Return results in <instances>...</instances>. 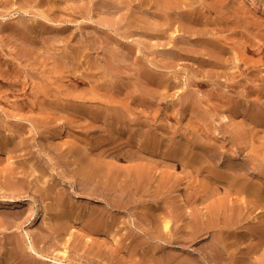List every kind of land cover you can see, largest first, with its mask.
I'll use <instances>...</instances> for the list:
<instances>
[{
    "label": "rangeland",
    "instance_id": "1",
    "mask_svg": "<svg viewBox=\"0 0 264 264\" xmlns=\"http://www.w3.org/2000/svg\"><path fill=\"white\" fill-rule=\"evenodd\" d=\"M9 1H10V5L7 7H4L0 4V11H4V13L6 12L5 13L6 19H4L3 17L0 16V27L5 25V26H3L4 27L3 32L1 30V29H3V27L0 28V61H1L0 63L2 66V70L0 68V139L3 138V136H4L3 141H5L6 133L7 134L10 133L9 130H10V128H12L14 126V124L15 125H23V121H24V123L27 124V125L25 124L26 128L28 126H30L27 129L28 130L27 133H29V134L26 133L25 137L19 138L22 141H25V140L27 141L26 142L27 146H25L26 148H21V149L17 148L16 150L12 149L11 152L12 153L14 152L16 154H14V153L12 154L9 150L6 153L3 152L2 155L4 157L0 160V169H1V167H2V169L6 168V166L8 167V165L11 168L18 166V167H15L16 168L15 171L19 174L18 179L17 178L16 179H17V181L19 180L18 182L20 184L22 183V187H23V185L25 187V188L23 187V191L20 193V194H23V195H21L22 199L20 198L21 199L20 204H22L21 207L24 208L23 209L24 211H23V213H21V215L19 214L18 216L16 215V213H17L18 207H20V206H16V204H15L17 198L12 197L11 196L12 193H10L9 191L7 192L8 195H7V193H5L6 192L5 190H3L2 192L0 191V225L5 223V222L7 223L8 221H11V220L20 225V227H17V228L13 227L14 229L13 228L11 229L12 233L13 232L15 233V235L13 233V238H14L13 240L14 241H16L17 239L19 240L21 237L20 240L22 243V240L26 235H27L26 237L28 239V232H29L32 235V237H34L33 238L34 243L40 249H42L44 251L48 250L49 247L52 249V250L51 249H49V250H51L53 252V255L57 252L59 253V251H68L67 252L68 257L63 258V259H65V262H67L70 259L74 262L82 263V264H131L132 263L133 259H130V258H133L132 257L133 255L130 254L128 248L124 247L125 249L124 248L122 249L119 246H117L118 247V249H117L116 248V245H117L116 241L115 240L111 241L114 239L113 236L111 237L112 239L109 237L110 239L108 238V239L104 240V237H101V238H98V236L95 237V235H93L91 233H87L88 230L86 228L85 229L81 228L82 227L81 225H83V223H81V222L79 223V221H78L79 215H82L83 212H86V211H82L81 207L83 206V204L87 205L89 207L91 205V203L93 202V200H94V202H99V201L96 198H93V197L90 198L91 196L89 195L88 191L86 190L88 188L87 185L84 184L82 177H80L79 174L77 175L78 172H76V170H77L76 167L78 166L79 163L78 164H72V166L70 167V169H71L70 172H65L64 170H61V168L59 167V164H58V162H60V164H63V163H61V160H59V157H60L59 152L60 151L58 149H52V150H50L52 152H49L51 155L47 154L45 152V150L43 151L44 139L42 138V136H46L47 140H48V138L53 139L55 137V134L57 133L56 131L59 130L60 125L66 124L68 126L67 135H69L70 137L66 135L67 137L65 136L63 140L65 142H67L69 139H70V141H74L76 134H82L83 133V135H80V138L78 141L79 145H78V143L76 144L78 146L77 150H79V151H81L82 149L87 150L88 147L85 145L84 146L82 145V142L84 144L85 139H89L94 133L99 134V132H100V134H102V135L107 134V133H105V129L103 128L105 126V125H103V124H105L104 123L105 120L103 121L101 117H100V120L98 118L92 119V116H91L92 114L89 113V111H90L89 109H91V110H93V108L99 109L98 105H100V104L102 106L103 105L105 106L106 105L105 102L106 101L108 102L112 98L113 93H114L117 86H118L117 88L119 89V80L120 79L122 80V78H124V81L128 82V83H126L127 86L124 85L127 88L124 87L125 89L122 91L123 94L121 93L122 95L120 94L118 96L119 99H121V101L123 100L122 102H124V103L127 102V104H128L130 102L133 103V97L137 96L136 99H138L140 101H135L134 103H136L138 105L135 104L136 105L135 106L133 103V107L134 108L136 107L135 110L138 111V113L140 112L139 114H142V112L145 111L143 109L144 108L146 109L145 106H147L145 104V102H143L142 97H144L143 95H145V92L147 93V89H150V88H146L148 84L145 85V80L147 79V75L143 74V72L140 70L142 68V65L143 64L145 65L146 63H147V65H150V66L152 65L154 67V69L156 70V75L152 74L154 76V77H152L153 78L152 80L154 81V82L152 81V84H151L152 87L149 86V87H151L150 92H151L152 98L155 102V103H153L154 104L152 107L153 108L152 109L153 114H151L153 117L151 116V118L154 122V125H155V123H159V124H156L157 126L155 125L157 130H158V132H157V134L159 136L158 138H160V136H161V140L158 139L157 144L158 143L162 144V145L159 144L160 146H162L161 147L162 149L160 148L161 150H159V151L157 150L155 152L156 155L154 154V157H153L155 159H153L152 162H150L148 160V164H150V165L154 164V166H158V167H156L158 170L155 169V171H158L159 174H157L158 176L155 175L156 176V177H154L155 180L153 179L154 182L152 181V183H154L152 188H153V191H155V192L153 193L152 198L148 202L140 203L141 205L139 204V205L135 206L136 208L133 210H131V208H130V210L127 209L128 211L127 210H124V211L113 210L116 212V213L115 212L114 213L117 214V216L120 215L121 218H124L123 215H126L124 220L120 218V220H122V222H120L122 227L120 225L119 229L122 228L124 230H121L120 231L121 233L120 232L118 233V234H120V235H118V237H121L122 234H126L129 230L130 226H132V225H135L137 227L136 230L138 232H140V234H142V235L149 233V231L153 232V229L150 228V225H149L150 222L147 223L146 220H143V218H142L143 213H141V212H144L146 210H149L150 208L152 211L157 210L156 213L159 215L163 214V216L165 215V216H168V218H172L173 220H175V222L172 220V229H173L172 232H173V234L175 231H176V233H178L177 231L180 230V229L178 230V228H180L181 224H183V220H182V222H180L181 219L177 218V221H176V218L172 217L173 212L177 211V209H178V211L179 210L181 211L183 209V214H184V207H185V211L187 210L189 213H191V211L193 209H198L200 207H202V208L206 207V205L209 202H214L215 200H219V199L223 200L225 196H226L225 201L227 200V202L231 201L229 199H232L233 202L231 201V202H229V204L237 202L233 205H236L238 207L240 206L239 204H243V205L246 204L248 206L250 205V207H248L249 209L246 208L247 217L245 215V219L243 220V223L240 224L238 227H236V231L238 233H239V231L245 230L249 224H252L256 221V220H252L254 218H252V219L250 218L252 216L251 213L253 214L257 210L255 207V210L253 211V209H254L253 202H252L253 199L249 198L250 200H248V202H245V204H244V202L242 201V200H244V198H242L243 196H240L242 198L241 199L239 197V195L234 193V191L232 190L233 188H231V189L228 187L226 188L225 185H221L222 187L220 189L216 190L215 193H212L213 195L215 194L216 196H217V194L221 193L220 196H217V199H216L215 195L210 198V196H212V194H210L208 196V198L200 199L198 202L195 203L194 202L195 199L194 198L190 199V196L187 195V194H189V192L187 190V184L190 182H195V180L198 179L199 177H203V178L198 179V182H200V180L204 181V174L201 173L200 174L201 176H200L196 172H193L196 174L192 173L194 175L192 177V174L189 173L188 169L187 170L185 169V165H184L183 160H181L180 158H178L179 160L177 158L174 159V158L170 157V155H163V154L166 151V149L171 147L170 145L172 142H174V140H177L180 138L179 135L181 133L184 134V131L187 132L188 137L190 139H193V140L195 139V141H196V138L194 137V134L192 132H195L194 130L198 126L199 127H198V130H196L197 133H195V136L197 137V136L201 135V137H202L201 141L202 142H206V140L209 141L210 137L213 138L214 134H211L210 131L206 128L207 125L205 124V122L212 124L213 127L215 125H221L222 124L221 122H223L221 119L222 115H223L222 114L223 112L221 111V109L220 110L218 109L219 111L218 110L213 111L214 107L216 105L214 94H216V92L219 90L218 86H216V85H218V81H220V82L223 81V83L225 85L228 84L227 83L228 81L231 84L237 82V83H239L240 87L247 86L246 90H248L249 87L253 88V86L254 87L256 86L255 87L256 91H254L252 93L253 95L251 94L247 97L246 102L248 105L245 102L246 105L244 104L243 109L247 110L249 105H250L249 107L252 108L253 106H251V105H254L258 101L260 102V100H261L262 104L261 103L260 104L262 105V110H260V112L264 113V92H263L264 91V12L261 10V8L250 7L248 0H179V1L176 0L179 3H177L175 0H173L172 2L170 0H160L161 3L159 0H158V2H157V0H28V1L27 0H9ZM167 1H169V2H167ZM167 3H169V4H167ZM170 3H173V4H170ZM169 6H170V8H168ZM171 6H173V7L171 8ZM18 7H24L26 10H30V11L28 13L24 12V11L21 13V12H18V10H19ZM53 7H55V8H53ZM161 7L163 8V10ZM7 9L8 10L12 9L11 11L14 14L10 13L11 11L7 12L8 11ZM15 10H17V11H15ZM159 10L162 13H160ZM158 12L160 15L158 14ZM165 14H167V16L168 15L171 16L170 18H172L171 19L172 23L168 24V26H166L163 23L164 17H167ZM189 14L192 15V17L195 18V20L193 18H189L187 16ZM161 16L163 18H161ZM146 18L149 20H147ZM187 19L191 22L188 23ZM198 19H200L199 22H198ZM13 20L15 22L19 21L21 23V25H24V27L27 28L28 31L26 30V33H25L26 35L14 33L10 29L7 30L8 24L10 22H13ZM186 20H187V22H186ZM129 22H131V23H129ZM187 23H188V26H187ZM207 23H210L208 29H206V27H205ZM163 27H164V30L162 29ZM149 28L151 30H149ZM149 31H151V32L155 31L157 33L154 32V35H153V34L149 33ZM145 32L147 33V35ZM162 32H164V33H162ZM148 33L151 37L148 35ZM165 33H166V35H164ZM158 34L161 38L158 36ZM218 39L225 41L228 43V45H230L231 50H230L229 54L225 57H229V55H230L229 62H230V60H231V62L229 63L230 64L229 67H234V68L236 67L235 71H237V72H235L236 73L235 78H237V79H235L236 81L234 80L235 82L230 77V74H231V73H229L230 71L229 72L227 71V70H229V68L224 69V70L222 68L217 69V67L215 65H212V63H210L213 60H216L218 58L219 52L217 49H214L215 47L210 45L209 43L211 42V40L217 41ZM244 44L250 45L251 48L253 49V50L250 49L251 51L248 53V57H247L248 59L246 62H244V60H242L243 56H242V52L240 50V45H244ZM26 46L29 47L31 50L29 48L25 49V48H27ZM127 49H128V51H127ZM129 49L131 50V52ZM133 49H134V51L135 50L136 51L133 52L132 51ZM22 51H23V53H22ZM29 51L30 52L33 51V52L30 53ZM27 52H28V55H26ZM112 52H117V53L112 54ZM186 52H188L190 54V56L188 54L189 57L187 56ZM115 54H118L117 55L118 57ZM184 54H186L187 57H185ZM12 55H14V56H12ZM111 56L113 57V59ZM117 58H120V59L118 60ZM7 59H8V62H7ZM107 59H109V60H107ZM137 59H139V60H137ZM235 59H237V62L234 61ZM18 60H19V63H18ZM210 60H212V61H210ZM241 60L244 64L242 62H240ZM3 61H5V62H3ZM110 61H111V64H110ZM6 62H7V64H6ZM9 62H10V65L8 66ZM11 62H12V64H11ZM33 62H34V65H33ZM96 63L97 64L102 63V64H100L101 66H110L113 69V71H112V69H110L111 72L107 76V75H105V73L102 70H99V69H97V67H95ZM140 63H141V67H140ZM236 63L240 64L239 68H238ZM26 64L30 65L31 67L30 66L28 67ZM234 64H235V66H234ZM16 66H18L17 68H19V69H17ZM246 66H247V68L245 69L244 67H246ZM4 68L5 69L7 68L6 71ZM219 69H221V71H219ZM139 70H140V72H139ZM230 70L234 71L233 69H230ZM15 71L19 72L18 76H20V77H17V76L15 77L14 74H10V73L15 72ZM24 71H25V73H24ZM241 72H242V74H240ZM42 73H45V74H42ZM49 73H51V75ZM140 73L143 76H140L141 75ZM4 74L8 75V76H5ZM25 74H27L29 76L31 75V78L29 79V77ZM204 74H206V76ZM207 74H209L210 76L208 75L209 77H207ZM259 74H260V76H259ZM22 75H25V76H22ZM222 75H224V76L222 77ZM228 75H229V77H228ZM1 76L2 77L4 76L5 78L4 77L2 78ZM51 76H52V78H50ZM55 76H56V79H55ZM163 76L166 77L165 79L167 80V82L160 84L159 80ZM216 76H218V77L221 76L222 77V78L220 77L221 80L218 79V81H217ZM199 77H201V78L199 79ZM203 77H204V80H202ZM213 77H215L214 81H213ZM224 77H225V79H223ZM249 77H251V78H249ZM33 78L35 80H33ZM77 78L80 80L84 78V80L78 81ZM194 78H196V79H194ZM206 78L210 82H208ZM2 79H4V80L6 79V80L4 81ZM8 79H9V81H7ZM16 79H18L19 80L18 82L20 83V85L17 86L18 88L15 87V85L13 84V83L17 82ZM48 79H50V80L52 79V81H50ZM127 79L130 81H127ZM197 79L202 81V82L205 81V79H206L205 84H200V81L198 82ZM251 79H252V82H251ZM21 80L24 82H22ZM141 80H143V81H141ZM195 80H197L196 82H198V83H196ZM225 80H227V82ZM29 81H32V82H29ZM37 81H40V82H37ZM42 82H44V83H42ZM247 82H248V85H246ZM29 83L30 84L32 83V84L30 85ZM132 83H133V85H132ZM191 83H193V85H190ZM53 84H54V86H53ZM44 85L45 86L50 85L49 87H47L49 89V91L51 92L49 95L50 97H48L47 95H44L43 93H40L36 99L35 98L36 93L34 90H36L37 87H39V86L44 87ZM32 86H33V88H32ZM5 87H7V89ZM24 87H26V88H24ZM164 88L167 91L163 90ZM132 89H133V91H132ZM155 89H156V91H155ZM20 90H24L23 91L24 93ZM55 90H57V91H55ZM185 90H187V91H185ZM234 90H230L231 95L237 94V92H235L236 90L235 91ZM241 90H242V92L243 91L246 92L245 88H241ZM261 90H263V91H261ZM19 91H20V93H19ZM191 91H193V93ZM257 91H259V92H257ZM28 92L30 95L28 94ZM31 92L32 93L34 92L33 98H32ZM55 92H57V94ZM153 92H155V93H153ZM17 93H18V95H17ZM99 93H101L102 95L101 94L99 95ZM24 94L26 96H24ZM193 94H195L196 97H198L199 99L203 100L202 105L204 107V110H208L209 108L210 109L212 108L211 110L213 111V113H215V114H213L212 112H210L209 114H206L205 115V118H206L205 122H203L204 120H200L198 118V116H196V115L193 116L190 111L183 108V106L184 107L186 106V102H185L186 99L188 100L189 96L194 97L195 95H193ZM2 95L6 96V97H4ZM98 95H99V97H98ZM110 95H112V96H110ZM8 96H10V97H8ZM39 96L42 100L39 98ZM95 96H96V98H95ZM212 96H213V98H212ZM23 97H25V98H23ZM128 98H129V100H128ZM11 99H13V100H11ZM53 99H54V101H53ZM96 99H98L100 101L99 104L96 101ZM19 100H21V101H19ZM39 100H41V101H39ZM44 100H47L48 102L53 101L54 105H49V107H48V105H46V103H47L46 101H45L46 106L41 105L42 104L41 102H44ZM141 101H142L143 105H142ZM17 102L18 103L22 102L21 104L19 103L21 105L22 109L17 107L19 105V104H17ZM38 102H40V103H38ZM85 102H87V103H85ZM80 103H82L83 105L82 104L80 105ZM84 103H85V105H84ZM213 103H214V105H213ZM29 104L30 105L32 104L33 107H29ZM62 104L66 107H64ZM139 104H140L141 108L138 107ZM59 105H62V106L58 107ZM86 105H88L87 108H85ZM210 105H212V106H210ZM14 106H16V107H14ZM52 106L54 107V109H52L53 108ZM67 106L71 107V110ZM205 106H207V107L205 108ZM16 108H17V110H16ZM25 108H26V110H25ZM55 108L58 109L57 112L59 110H60V112L57 113ZM138 108H140V109H138ZM40 109H42V110H40ZM64 109H65V113H64ZM75 109H76V112H75ZM79 110H82V111L84 110V111L82 113V111H79ZM85 110H87V111H85ZM158 111L161 113V115ZM13 112H14V114H13ZM79 112H81L80 114L83 117L79 116L80 115ZM85 112H87V113H85ZM164 112H166V113L164 114ZM35 113L36 114L38 113V114L35 115ZM51 113H52V117L50 115ZM74 114H75V116H73ZM83 114H85V115H83ZM87 114H89V115H87ZM228 114H230V113H228ZM77 115L79 116L78 118H77ZM84 116H85V119H84ZM90 116H91V118H90ZM159 116H162V117H159ZM72 117H73V119H72ZM86 117L88 118V120ZM195 117H197V118H195ZM235 117H234V115H232V118H234V121H235L234 126H237L235 128H236V130L238 129L239 133H240L241 129L243 130V128H241V127H244V128L247 127V129H246L247 131H249L250 129L251 130L253 129V131L255 130L256 126H253L255 124L252 123L249 118L244 119L243 115L242 116L236 115ZM46 118L50 120V123H49L50 125L47 126L46 128H48V127H49L48 129L51 128L50 130L52 132L54 130V133L51 132L49 136L47 135V132L46 133L44 132L45 127L40 125V124H43L44 121H47ZM79 118H81L82 121ZM159 118L161 120H159ZM64 119H66L65 120L66 123H65ZM35 120H37V121H35ZM75 120H80V121L76 122ZM89 120H90V122H89ZM91 120H93V122ZM83 121H85V122H83ZM213 121H214V123H213ZM75 122H76V125H75ZM79 122H82L84 124H82V123L80 124ZM95 122H97V123H95ZM99 122L100 123L102 122V124H100ZM20 123H22V124H20ZM90 123L93 126H91ZM96 124L98 126H95ZM191 124H193V125H191ZM69 125H72V126L69 127ZM87 125H88V127H85ZM100 125H101V127H100ZM163 125H165L166 127ZM160 126H162V127H160ZM40 127L41 128L44 127V128H42V130H41ZM83 127L85 128V130ZM169 127L171 129H168ZM230 127H233V126H230ZM249 127H250V129H249ZM52 128H54V129L52 130ZM161 128L163 131L161 130ZM70 129H72V131ZM99 130H103V131H99ZM170 130H172V131L170 132ZM182 130H184V131H182ZM219 130L221 131V133H220L221 135L219 134V136H221V138L220 137H218V138L216 137V138L218 139V141L220 139L221 140L223 139L224 141H226L225 145H226V149L229 153L228 155L233 154L236 158L239 157L238 159H240V157H241V159H243V157L246 158V155H245L246 152L242 151L244 148L240 147L241 146L240 142L242 141L241 140L242 135L240 134V136L235 135L237 137H235V136L232 137L233 135H231L229 132L227 133V131H223L220 128H219ZM262 130L263 129L260 128V131H262ZM200 131H202V132H200ZM230 131H231V129H230ZM102 132H104V133H102ZM32 133L34 134V136ZM160 133L161 134L163 133L162 135L163 136L166 135V136L163 137ZM165 133H168V134H165ZM235 133L237 134L238 132L236 131ZM260 133H262V134H258V135H263L264 130ZM249 134H251V136H252L253 132L249 131ZM174 135L175 136L178 135V137L174 138V140H173V137H175ZM35 136H37L39 139ZM73 136H74V138H71ZM28 137H29V139H28ZM67 138H68V140H67ZM252 139H253V136H252ZM256 140H257V144H259V145L262 144V146H264V142H263L264 138L261 139L259 137L258 138L256 137ZM1 141H2V139H1ZM248 141H249V139H248ZM31 142H32V144L35 143L32 145V147H31ZM249 142H248V145L251 146ZM28 145H30V147ZM76 145H74V146H76ZM80 147H82L81 150H80ZM253 147L255 148V146H253ZM56 150H58V151L56 152ZM20 151H22V153H23L22 155H21ZM27 151H28V153H27ZM32 151H34V152H32ZM262 151L264 152V148L262 149ZM8 152H10V153H8ZM66 152H67V149H66ZM160 152L161 153L163 152L162 155ZM39 153H40V155H37ZM45 153H46V155H45ZM32 154H34V156ZM66 154H67V156H69L70 152L66 153ZM49 156H50V158H49ZM51 156H52V159H51ZM92 156H94V155L92 154ZM162 156L164 157V159ZM165 156L168 158H166ZM10 158H13V159H11V162H10ZM20 158H21V160H19ZM22 158L24 160H22ZM44 158L46 159V160H44L45 163H42ZM26 159H29L31 162L26 160ZM40 159H42V160L38 161ZM73 159H75V158L73 157ZM12 160H14V162ZM57 160H59V161H57ZM154 160L155 161L158 160V161L155 162ZM161 160H162V162H161ZM32 161H35V163L39 164V165H42V164L46 165L47 164V166L45 168H48V169H46V171L49 170L48 173L52 174L51 175L52 178L55 177L54 179L56 180V182H58V183L63 182L64 183L63 185H67L65 187H66V189L68 188L67 191L70 194L68 192L67 193L70 195L69 196L70 198H72V196H73L74 201H76L75 204L78 201L77 198L78 199L80 198L78 203H77L76 209H75L76 210L75 214L73 217L69 218L70 220L64 221V219H65L64 217H61L59 214L54 212L53 208H56L58 206V202L56 199L52 200L51 202L47 201L48 203H45L43 198L40 196V194H38L39 192H37V191L35 192V190H36L35 186H32V184L34 182H35L34 184L36 185V180H35L34 176H31V175L29 177H26L25 175L22 176L23 174L21 173V171L22 172L25 171L28 173L31 170L32 166L35 164ZM56 161H57V163H56ZM121 161L119 163L127 166L128 160H126L127 163L125 161L123 162V160H121ZM142 161L144 164L147 161V159L146 160L143 159ZM18 162L20 163V165H16V164H18ZM50 162H52V164L54 163L53 166L51 167L52 169L50 168V166H48V164L51 165ZM31 163H33V165ZM133 163H135V162H133ZM145 164H147V163H145ZM26 165H27V167H26ZM128 165H131V162H129ZM219 165H220V167L224 166V164H222V163L221 164L219 163ZM43 167H44V165H43ZM3 170H5V169H3ZM159 170H161L160 171L161 173L159 172ZM53 171H54V173H53ZM165 172H166V174H165ZM74 173H76V174H74ZM167 173L169 176L172 173V176L170 178H173V179L169 178L170 179L169 185H171V186H167V188H166L167 190L165 189V191H163V190L160 191L158 185H159L161 176L162 175L167 176V178H168L169 176L167 175ZM34 174L39 175V172H37V173L35 172ZM190 174H191V176H189ZM62 175H64V176H62ZM184 175L186 176V178L184 177ZM64 177H65V179H64ZM78 178L80 180H78ZM158 178H159V182H158ZM21 180H22V182H20ZM23 180H25V181H23ZM27 181H28V183H27ZM79 183H81V184H79ZM82 184H84L85 186ZM40 185H44V183H40ZM183 185H185V186H183ZM31 187H32V189H31ZM180 191L182 192V194L185 195V200H186L185 202H184V200H181V198H180ZM186 191H187V193H186ZM85 192H87V193H85ZM81 193H83V194H81ZM4 194H6V196H8V198L5 197ZM86 194H88V195H86ZM154 195L157 197H155ZM184 195H183V197H184ZM231 196H233L234 199L230 198ZM236 196L238 197V199L236 198ZM218 197H219V199H218ZM84 198H86V199H84ZM214 198H215V200L213 201ZM235 199H236V201H235ZM84 200H86V201L90 200V201L86 202ZM203 200H204V202H203ZM249 201L251 204L249 203ZM176 202H178V203H176ZM241 202H243V203H241ZM99 203L100 204L103 203L102 207H101V209L103 211H105V210L107 211V209L109 210V208L111 210V207H106L107 202L105 200H101ZM149 203H151L152 205ZM203 203H204V205H202ZM251 205H252V207H251ZM149 206H150V208H149ZM155 206H158V207H155ZM165 206H166V208L167 207L168 208L165 209ZM187 206H189L190 208ZM78 207H79V209H78ZM145 207H147V208H145ZM153 207H155V208H153ZM161 207H162V209H161ZM45 208H48V209H45ZM132 208H134V206ZM136 209L137 210L140 209V210L136 211ZM160 209H161L162 213H161ZM163 209H164V212H163ZM174 209H176V210H174ZM203 209L207 210V208H203ZM15 210H16V212H15ZM8 211H9V213H8ZM168 211H169V213H168ZM187 211L185 214L188 217L189 213ZM117 212H119V213L121 212L122 214H118ZM124 212L126 214H124ZM247 212H249L248 213V214H250L249 216H248ZM36 213L38 214L37 216H36ZM55 213L57 215H55ZM151 213L153 214V212H151ZM4 214H6V215H4ZM76 214L77 215L79 214V215L77 216ZM9 215H11L12 217ZM75 215L78 217V219ZM7 217H9V218H7ZM190 217H192L191 214H190L189 218ZM18 218H19V220H18ZM51 220H53V221L51 222V225H50L49 221H51ZM129 220H131L132 222H130ZM18 221H19V223H18ZM63 221H64V224H63ZM135 222H136V224H134ZM127 223H128V225H127ZM145 223H147L148 227L145 226ZM56 224H57V226H56ZM62 224L65 225L66 227L63 226ZM78 224H80V225H78ZM142 224L144 225V229H143ZM245 224H247V225L244 226ZM125 225H127V226H125ZM177 225H178V228H177ZM53 227H54V229H53ZM55 227H58V229L56 230ZM124 227H126V228H124ZM50 228H52V229H50ZM147 228H149L148 231H147ZM125 230H127V231L124 233L123 231H125ZM0 231H1L0 232V257L2 258V259L1 258L0 259L3 260L6 256L7 250L12 247L13 243H11V240L9 241V238H8L7 234L5 235V232H3L1 229H0ZM72 232H74V235ZM116 232L117 231H114L113 233H116ZM24 233H26V234H24ZM251 233L252 234H250V235L248 234V240H249L248 244H249V246H251V254L253 256V260H256L261 255L264 254V242H263V246L260 248L258 239L256 237L257 234H255L256 232H251ZM212 234L210 233V235L208 237L203 236L204 238L201 237L198 239L199 240L198 242L194 243V246H195L194 248H196V250L194 251L195 253H198L199 255H203L201 253V251H204V253H207L206 250H203V247L205 244L204 242L207 241V238L210 239L213 236ZM123 236L124 235H122V237ZM36 237H38V238H36ZM131 239H132V237H131ZM131 239H128L125 242L126 244L128 241L130 243L133 242L132 244H130V245H132L131 248L134 247V249H139V248L143 247V244H140L141 239H139V240H133L132 239V241H131ZM106 240H108L109 242H107ZM6 242H7V244H6ZM8 243H10V245L11 244L12 245L9 246ZM257 243H258V245H257ZM136 244H138V245H136ZM174 245H175V247H173ZM198 245H200V246H198ZM169 246H170V248H172V249H170L171 251L175 252L174 250H177V251H179V253L184 255V249H183L184 246L183 245H178L177 243L173 242ZM196 246L198 247V249ZM192 247H193V245H192ZM199 247H201V249ZM95 248H96V252H95ZM181 248L183 250H181ZM253 248H255L256 250H254ZM98 249H101V251L100 250L98 251ZM120 249H122V250H120ZM239 250H241V248H239ZM126 251H128V252H126ZM177 251L175 253H177ZM242 251L243 250H241V253H242ZM255 255H256V257H255ZM57 256H59V255H57ZM104 256H106V257H104ZM61 257L62 256H60L59 258H61ZM236 259H238V260H236V262L238 261V263H239V255H237ZM148 264H150V263H148Z\"/></svg>",
    "mask_w": 264,
    "mask_h": 264
},
{
    "label": "bare ground",
    "instance_id": "2",
    "mask_svg": "<svg viewBox=\"0 0 264 264\" xmlns=\"http://www.w3.org/2000/svg\"><path fill=\"white\" fill-rule=\"evenodd\" d=\"M28 1V0H27ZM160 1V0H159ZM171 2L173 0H170ZM176 1V0H175ZM174 1V2H175ZM179 1V0H178ZM249 1V4H250V7L252 8H261V10L264 12V0H248ZM158 2V0H157ZM169 2V1H167ZM177 2V1H176ZM27 3V2H26ZM56 3V2H55ZM161 3V1H160ZM159 3V4H160ZM179 3V2H177ZM0 4L4 7H7L10 5V1L9 0H0ZM169 4V3H167ZM170 4H173V3H170ZM53 5V4H52ZM59 5V4H58ZM160 6V5H159ZM174 6V5H173ZM171 6V8L173 7ZM164 7V6H163ZM55 8V7H53ZM59 8V7H58ZM162 8V7H161ZM170 8V6L168 7ZM18 12H29L30 10H26L24 7H18ZM8 10V9H7ZM12 9L8 10L7 12L11 11ZM163 10V8H162ZM168 10V9H167ZM171 10V9H170ZM173 10V9H172ZM14 11V10H13ZM17 11V10H15ZM160 11V10H159ZM166 11V10H165ZM164 11V12H165ZM163 12V13H164ZM171 12V11H170ZM6 13V12H5ZM4 11H0V16L3 17L4 19H6L5 17V14ZM12 13V11L10 12ZM160 13H162L160 11ZM14 14V13H12ZM159 14V12H158ZM171 14V13H170ZM160 15V14H159ZM167 16V14H165ZM145 16V15H144ZM164 16V15H163ZM189 18H193L192 15H187ZM171 16H167V17H164V21L163 23L168 26V24L172 23L171 19L170 18ZM161 18H163L161 16ZM160 18V19H161ZM144 19V18H143ZM147 19V18H146ZM185 19V18H184ZM195 20V18H193ZM192 19V20H193ZM149 20V19H147ZM151 20V19H150ZM188 20V19H187ZM186 20V22H187ZM200 21V19H198V22ZM148 22V21H147ZM150 22V21H149ZM183 22V21H182ZM191 22L188 20V23ZM9 23V22H8ZM131 23V22H129ZM185 23V22H184ZM188 23H187V26H188ZM209 25L210 23H207L206 24V29L209 28ZM5 26V25H3ZM1 26V27H3ZM163 26V25H162ZM165 26V27H166ZM186 26V25H185ZM191 26V25H190ZM0 27V28H1ZM7 27V26H6ZM192 27V26H191ZM12 30L14 33H19L21 35H26V30L27 28L24 27V25H21V23L18 21V22H15L13 20V22H10L8 24V29L7 30ZM164 30V27L162 28ZM166 29V28H165ZM190 29V28H189ZM205 29V30H206ZM2 32L4 31V27L3 29H1ZM147 30V29H146ZM149 30H151L149 28ZM160 30V29H159ZM168 30V29H167ZM28 31V30H27ZM161 31V30H160ZM159 31V32H160ZM186 31V30H185ZM189 31V30H188ZM155 32V31H154ZM154 32H151L149 31V33L153 34L154 35ZM167 32V31H166ZM146 33V32H145ZM148 33V35H149ZM157 33V32H155ZM161 33V32H160ZM164 33V32H162ZM12 34V33H11ZM20 35V36H21ZM147 35V33H146ZM152 35V36H153ZM156 35V34H155ZM166 35V33L164 34ZM29 36V35H28ZM150 36V35H149ZM159 36V34H158ZM162 36V35H161ZM151 37V36H150ZM156 37V36H155ZM160 37V36H159ZM28 38V37H27ZM161 38V37H160ZM210 42V41H209ZM208 43V42H207ZM2 44V43H1ZM210 45L214 46L213 48L214 49H217L218 52H219V56L216 60H210L212 62V65H215L218 68H222L223 70L224 69H227L229 68V70H227L230 74V77L231 79H233V81L237 78L236 77V73L237 71H235L236 67H229V57H225L229 54L230 52V45H228L227 42L225 41H222L220 39H218L217 41H213L211 40V42L209 43ZM209 45V46H210ZM239 46V45H238ZM27 47V46H26ZM29 47L25 48V49H28ZM190 48V47H189ZM236 48V47H235ZM254 48V47H253ZM30 49V48H29ZM131 49V48H130ZM129 49V50H130ZM234 49V48H233ZM250 49L251 46L248 45V44H244V45H240V50L242 52V60H244V62L247 61V57H248V53L251 51ZM31 50V49H30ZM193 50V49H192ZM253 50V49H252ZM34 51V50H33ZM32 51V52H33ZM128 51V49H127ZM133 52L134 49L132 50ZM30 52V51H29ZM30 52V53H32ZM131 52V50H130ZM132 52V53H133ZM190 52V51H189ZM235 52V51H234ZM233 52V53H234ZM23 53V51H22ZM114 53H117V52H112V54ZM187 53V56H188V52ZM236 53V52H235ZM28 55V52L27 54ZM116 56L118 54H115ZM185 57L186 54H184ZM240 55V54H239ZM14 56V55H12ZM190 56V54H189ZM188 56V57H189ZM236 56V55H235ZM30 57V56H29ZM112 57V56H111ZM110 57V58H111ZM118 57V56H117ZM2 58V57H1ZM215 58V57H214ZM213 58V59H214ZM237 58V57H236ZM3 59V58H2ZM19 59V58H18ZM30 59V58H29ZM32 59V58H31ZM113 59V57H112ZM111 59V60H112ZM115 59V58H114ZM118 60L120 58H117ZM142 59V58H141ZM234 59V58H233ZM17 60V59H16ZM15 60V61H16ZM71 60V59H70ZM109 60V59H107ZM139 60V59H137ZM242 60L240 62H242ZM14 61V60H13ZM234 61L237 62V59H235ZM1 62V61H0ZM5 62V61H3ZM7 62H8V59H7ZM6 62V64H7ZM30 62V61H29ZM36 62V61H35ZM40 62V61H39ZM239 62V63H240ZM18 63H19V60H18ZM17 63V64H18ZM243 63V62H242ZM12 64V62H11ZM29 64V63H28ZM36 64V63H35ZM102 64V63H100ZM100 64H95V67H97V69L99 70H102L105 75L108 76V74L111 72L110 69H112L110 66H101ZM110 64H111V61H110ZM237 64V63H236ZM244 64V63H243ZM5 65V64H4ZM10 65V62L8 63V66ZM19 65V64H18ZM27 65V64H26ZM33 65H34V62H33ZM240 64H237L238 68L240 67L239 66ZM246 65V64H245ZM251 65V64H250ZM7 66V67H8ZM28 67L30 65H27ZM26 66V67H27ZM36 66V65H35ZM152 66V65H151ZM150 65H147V63L144 65H142V68L140 69L143 74L147 75V79L145 80V85H147L146 88H150L151 89V84H152V77H154L152 74H155L156 75V70L154 69V67L152 66L151 67ZM235 66V64H234ZM5 67V66H4ZM11 67V66H10ZM18 66H16L17 68ZM31 67V66H30ZM140 67H141V63H140ZM0 68L2 70V66H1V63H0ZM13 68V67H12ZM37 68V67H36ZM114 68V67H113ZM243 68V67H242ZM245 69L247 68L244 67ZM243 68V69H244ZM252 68V67H251ZM5 69V68H4ZM7 69V68H6ZM5 69V71H6ZM14 69V68H13ZM19 69V68H17ZM230 69H233L234 71H231ZM249 69V68H248ZM16 70V69H15ZM139 70V72H140ZM240 70V69H239ZM22 71V70H21ZM113 71V69H112ZM219 71H221V69H219ZM242 71V70H241ZM244 71V70H243ZM8 72V71H7ZM10 72V71H9ZM54 72V71H53ZM251 72V71H250ZM261 72V71H260ZM23 73V72H22ZM25 73V71H24ZM56 73V72H55ZM162 73V72H161ZM244 73V72H243ZM249 73V72H248ZM262 73V72H261ZM8 74V73H7ZM10 74H14V76L16 77H20L18 76L19 75V72L15 71V72H12ZM21 74V73H20ZM42 74H45V73H42ZM51 75V73H49ZM118 74V73H117ZM141 74V73H140ZM213 74V73H212ZM222 74V73H221ZM242 74V72L240 73ZM5 75V74H4ZM27 75V74H25ZM25 75H22V76H25ZM54 75V74H53ZM104 75V74H103ZM163 75V74H162ZM206 76V74H204ZM209 74H207V77ZM225 75V74H224ZM222 75V77L224 76ZM227 75V74H226ZM238 75V74H237ZM5 76H8V75H5ZM29 77V79L31 78V75H27ZM140 76H143L142 74ZM215 76V75H214ZM256 76V75H255ZM260 76V74H259ZM262 76V75H261ZM2 77V76H1ZM4 77V76H3ZM2 77V78H3ZM49 77V76H48ZM81 77V76H80ZM128 77V76H127ZM217 77V81L218 79L221 80L220 77L216 76ZM229 77V75H228ZM238 77V76H237ZM5 78V77H4ZM47 78V77H46ZM52 78V76L50 77ZM122 78V77H121ZM126 78V77H125ZM146 78V77H145ZM159 78V77H158ZM166 77H162L160 78L159 82L160 84H163L165 82H167V80L165 79ZM201 77H199L200 79ZM214 78L213 77V81H214ZM248 78V77H247ZM251 78V77H249ZM15 79V78H14ZM22 79V78H21ZM55 79H56V76H55ZM54 79V80H55ZM58 79V78H57ZM78 79V78H77ZM156 79V78H155ZM196 79V78H194ZM207 79V78H206ZM205 79V81H206ZM225 79V77L223 78ZM241 79V78H240ZM255 79V78H254ZM4 80V79H2ZM6 80V79H5ZM4 80V81H5ZM12 80V79H11ZM17 82L13 83L15 85V87L19 86L20 83L18 82L19 80L16 79ZM26 80V79H25ZM33 80H35L33 78ZM42 80V79H41ZM50 80V79H48ZM80 79H78L79 81ZM81 80H84L81 79ZM80 80V81H81ZM121 80V79H120ZM119 80V89L116 87L114 93H113V96L112 98L107 102H105V106L103 107L101 104L98 105V108L100 109H94L91 110L89 109V113L92 114V119L93 118H98L100 120V117L102 118V120L104 121L105 120V125L103 128L105 129V133L107 134H96L94 133L92 130V132L94 133L89 139H85L84 141V144L82 142V145L84 146H87V150H83L82 147H80V150H77L78 146L76 145L79 141V138H80V135H83L82 134H76L75 135V139L74 141H70V139L68 140L67 138V142H65L63 139L64 137L67 135V132H68V126L66 124H61L60 127H59V130H57L56 134H55V137L53 139H50L48 138L47 140V137L46 136H42V138L44 139V145H43V151L45 150V152L47 154H50L49 152H52L50 150L52 149H58L60 152H59V160H61V163L63 164H60V162H58L59 164V167L61 168V170H64L65 172H70V167L72 166V164H78V166L76 167L77 170L76 172L77 175L79 174L80 177H82L83 181H84V184L87 185V191L89 193V195L91 196L90 198H96L98 199V201L100 202L101 200H105L107 202L106 204V207H111V210L109 208V210L107 209V211H103L101 209L102 207V204H100L99 202H93L91 203V205L88 207L87 205H84L81 207L82 208V211H86V212H83L82 215H79V219H78V215L76 216L79 223H83V225H81L82 227L81 228H86L88 230L87 233H91L93 235L98 236V238H101V237H104V240L105 239H108L109 237L111 238L113 236V240L111 241H116L117 245H116V248L118 249L117 246H119L120 248H128L129 252L131 255H133L132 257L133 258H130V259H133L132 263L131 264H264V254L261 255L258 259L256 260H253V256L251 254V246H249L248 244V234H252L251 232H256L255 234L257 239H258V242H259V246L260 248L263 246V242H264V152L262 151V149L264 148V146H262V144H257V140H256V137L258 138H264V133L263 135H258V134H262L260 132H262L264 130V113L263 112H260V110H262V103H261V100L260 102H256L254 105H251L253 106L252 108H250L248 106V109L247 110H244L243 106L245 104V102L247 101V97L249 95H251L254 91H256L255 87L253 86V88H250L248 90H246V87L247 86H244V87H240L239 83H229V81L227 82V80H225L228 84L225 85L222 82L218 81V88L219 90L216 92V94H214V98H215V102H216V105L214 107V110L213 111H217L218 109L223 112L222 114V121L221 122L222 124L221 125H215L214 127L212 126V124H209V123H206L205 122V115L206 114H209L210 112L213 113V111L209 108L208 110H204V107L202 105V102L203 100L202 99H199L198 97H196L195 95L194 97L192 96H189L188 97V100L186 99V106L183 108L184 109H187L188 111L191 112V114L193 116H198V118L200 120H204L203 122H205V124L207 125V129L210 131L211 134H214L213 138L210 137V140H206V142H202L201 140V135L200 136H195V133L196 130H198V127L194 130L195 132H192L194 134V137L196 138V141L195 139H190L188 137V134L186 131H184V134L183 133H179V139L177 140H174V138H177V136L173 137V140L174 142L171 143V147L166 149V151L164 152L163 155H170V157L174 158V159H178L180 158L181 160L184 161V165H185V169L189 171V173H193V172H196L197 174H204V181L203 180H200V182H198V179L200 178H203V177H199L198 179L195 180V182H190L187 184V190L189 192V195L190 196V199L191 198H194V202H198L200 199H203V198H208V196L212 193H215L216 190L220 189L222 186L221 185H225V187L227 188H233L232 190L234 191V193H236L237 195L240 196H243L242 198H244V200H242L245 204V202H248V200H250L249 198L253 199V211L255 210V207L256 210L255 213H251V219L252 220H256L254 223L252 224H249L248 227H246V231L243 230V231H239V233L236 231V227H238L240 224L243 223V220L245 219V215H246V208L250 207V205H243V204H239L240 206H236V205H233L235 203H232V204H229V202L232 201V199H229L231 201L227 202V200L225 201V197L223 200H220L219 197L218 199L219 200H215V198L213 199L214 202H209L206 207H203V208H207V210L203 209L202 207L198 208V209H193L191 211V213H189L187 210V212L189 213L188 215L190 216V214L192 215V217L189 218V216L187 217L186 216V211H185V207H184V214H183V209L180 211H175L173 212L174 209L172 212H173V216L172 217H175L176 218V221H177V218L181 219L180 222H182L183 220V224H181V227L178 228V225H177V228L179 231H177L178 233H176V231L172 232V218H168V216H163V214H157V210L156 211H152L150 206H149V210H146L144 212H141L143 213V220H146L147 223H149L150 225V228L153 229V232H150L147 233V234H140V232H138L136 229L137 227L135 225H132L130 226L128 232L126 234H122L124 235L122 237H118V234L121 230H124V229H119L120 227V222H122V220H120L121 216H117V214H115L116 212L113 211V210H119V211H124V210H133L135 209L137 205H139L140 203H143V202H148L151 198H152V195L155 191H153V184L152 181L154 179V177H156L155 175L159 174L158 171H155V169H157L156 167L158 166H154V164L150 165L148 164V160L150 162L153 161V158L154 157V154L155 152L158 150H161L162 145L161 143H158L157 144V141L158 139L161 140V136L160 138H158V130L156 128V124H159V123H155L154 125V122L151 118V114H153V103L154 100L152 98V95H151V92H150V89H147V93L145 92V95H143L144 97H142L143 99V102H145V104L147 106L146 109L144 108L142 112V114H139L138 111L135 110V108L133 107V103L135 101H140L138 99H136V97L134 96L133 97V103L130 102L127 104L122 102L121 99H119V95L122 93V91L125 89L124 87H126V83L128 82H125L124 81V78H122V82ZM191 80V79H190ZM198 80V79H197ZM195 80V82L197 81ZM204 80V77L203 79ZM211 80V79H210ZM230 80V79H229ZM239 80V79H238ZM243 80V79H242ZM247 80V79H246ZM245 80V81H246ZM9 81V79L7 80ZM22 81V80H21ZM27 81V80H26ZM47 81V80H46ZM52 81V79L50 80ZM127 81H130L127 79ZM143 81V80H141ZM200 80H198L199 82ZM205 81H200V84H205ZM208 81V79H207ZM216 81V80H215ZM236 81V80H235ZM234 81V82H235ZM244 81V82H245ZM13 82V81H12ZM24 82V81H22ZM29 82H32V81H29ZM37 82H40V81H37ZM55 82V81H54ZM132 82V81H131ZM154 82V81H153ZM157 82V81H156ZM191 82V81H190ZM193 82V81H192ZM196 82V83H198ZM210 82V81H208ZM241 82V81H240ZM251 82H252V79H251ZM44 83V82H42ZM49 83V82H48ZM143 83V82H142ZM194 83V82H193ZM193 83H191L190 85H193ZM207 83V82H206ZM243 83V82H242ZM27 84V83H26ZM30 84V83H29ZM32 84V83H31ZM30 84V85H31ZM37 84V83H36ZM189 84V83H188ZM245 84V83H244ZM255 84V83H254ZM10 85V84H9ZM12 85V84H11ZM22 85V84H21ZM28 85V84H27ZM42 85V84H41ZM105 85V84H104ZM126 85V86H124ZM131 85V84H130ZM133 85V83H132ZM135 85V84H134ZM189 85V86H190ZM198 85V84H197ZM248 85V82L247 84ZM252 85V84H251ZM258 85V84H257ZM2 86V85H1ZM13 86V85H12ZM26 86V85H25ZM29 86V85H28ZM34 86V85H33ZM32 86V88H33ZM50 86V85H49ZM48 85H44V87L42 86H39L37 87L35 91L36 93V99L38 97V95L40 93H43L44 95H47L48 97H50V91L47 87H49ZM54 86V84H53ZM144 86V85H143ZM151 86V87H149ZM162 86V85H161ZM165 86V85H164ZM163 86V87H164ZM204 86V85H203ZM250 86V85H249ZM22 87V86H21ZM27 87V86H26ZM24 87V88H26ZM108 87V86H107ZM129 87V86H128ZM132 87V86H131ZM137 87V86H136ZM155 87V86H154ZM153 87V88H154ZM159 87V86H158ZM168 87V86H167ZM258 87V86H257ZM260 87V86H259ZM4 88V87H3ZM7 89V87H5ZM11 88V87H10ZM18 88V87H17ZM23 88V87H22ZM30 88V87H29ZM47 88V89H46ZM55 88V87H54ZM127 88V87H126ZM157 88V87H156ZM166 88V87H165ZM165 88L163 90H165ZM241 88H245V91L246 92H242ZM13 89V88H12ZM15 89V88H14ZM56 89V88H55ZM131 89V88H130ZM167 89V88H166ZM236 91H235V90ZM5 90V89H4ZM10 90V89H9ZM19 90V89H18ZM25 90V89H24ZM24 90H20V91H24ZM99 90V89H98ZM230 90H234L235 92H237L236 95H231V92ZM6 91V90H5ZM19 91V93H20ZM57 91V90H55ZM94 91V90H93ZM133 91V89H132ZM131 91V92H132ZM156 91V89H155ZM167 91V90H165ZM187 91V90H185ZM263 91V90H261ZM260 91V92H261ZM13 92V91H12ZM16 92V91H15ZM21 92V93H22ZM113 92V91H112ZM193 93V91H191ZM259 92V91H257ZM264 92V91H263ZM24 93V92H23ZM22 93V94H23ZM32 93V92H31ZM34 93V92H33ZM33 93H32V98H33ZM57 94V92H55ZM60 93V92H59ZM62 93V92H61ZM95 93V92H94ZM127 93V92H126ZM129 93V92H128ZM155 93V92H153ZM198 93V92H197ZM15 94V93H14ZM27 94V93H26ZM29 94V92H28ZM101 93H99L100 95ZM123 94V93H122ZM121 94V95H122ZM139 94V93H138ZM186 94V93H185ZM184 94V95H185ZM200 94V93H199ZM260 94V93H259ZM13 95V94H12ZM18 95V93H17ZM30 95V94H29ZM97 95V94H96ZM98 95V97H99ZM102 95V94H101ZM192 95V94H191ZM253 95V94H252ZM4 96V95H2ZM1 96V97H2ZM24 96H26L24 94ZM35 96V95H34ZM91 96V95H90ZM129 96V95H128ZM198 96V95H197ZM260 96V95H259ZM6 97V96H4ZM10 97V96H8ZM7 97V98H8ZM42 97V96H41ZM52 97V96H51ZM56 97V96H55ZM93 97V96H92ZM97 97V98H98ZM101 97V96H100ZM104 97V96H103ZM127 97V96H126ZM187 97V96H186ZM185 97V98H186ZM201 97V96H200ZM12 98V97H11ZM25 98V97H23ZM29 98V97H28ZM40 98V96H39ZM47 98V97H46ZM54 98V97H53ZM88 98V97H87ZM94 98V97H93ZM96 98V96H95ZM121 98V97H120ZM211 98V97H210ZM213 98V96H212ZM250 98V97H249ZM22 99V98H21ZM41 99V98H40ZM52 99V98H51ZM103 99V98H102ZM13 100V99H11ZM42 100V99H41ZM39 100V101H41ZM61 100V99H60ZM101 100V99H100ZM104 100V99H103ZM129 100V98H128ZM214 100V99H213ZM253 100V99H252ZM16 101V100H15ZM21 101V100H19ZM47 103H46V102ZM54 101V99H53ZM48 102L47 100H44V102H41L42 104L41 105H54V102ZM96 101L98 102L99 104V100L96 99ZM250 101V100H249ZM28 102V101H27ZM104 102V101H103ZM129 102V101H128ZM209 102V101H208ZM213 102V101H212ZM214 102V103H215ZM15 103V102H14ZM20 103V102H19ZM17 102V104H19ZM22 103V102H21ZM20 103V104H21ZM40 103V102H38ZM59 103V102H58ZM87 103V102H85ZM84 103V105H85ZM92 103V102H91ZM132 103V104H131ZM140 103V102H139ZM142 103V101H141ZM207 103V102H206ZM205 103V104H206ZM213 103V105H214ZM261 103V104H260ZM16 104V105H17ZM18 105L17 107L18 108H21V105ZM28 104V103H27ZM82 103H80L81 105ZM95 104V103H94ZM136 103H134L135 105ZM208 104V103H207ZM247 104V102H246ZM245 104V105H246ZM251 104V103H250ZM253 104V103H252ZM23 105V104H22ZM45 105V106H46ZM63 105V104H62ZM62 105H59L58 107L62 106ZM83 105V104H82ZM138 105V104H136ZM135 105V106H136ZM143 105V103H142ZM209 105V104H208ZM248 105V104H247ZM28 106V105H27ZM64 106V105H63ZM71 106V105H70ZM212 106V105H210ZM16 107V106H14ZM29 107H33L32 104L30 105L29 104ZM53 107V106H52ZM66 107V106H64ZM68 107V106H67ZM72 107V106H71ZM71 107H68L70 108L71 110ZM81 107V106H80ZM84 107V106H83ZM88 105H86L85 108H87ZM91 107V106H90ZM140 107V104L139 106ZM143 107V106H142ZM155 107V106H154ZM207 106H205L206 108ZM40 108V107H39ZM51 108V107H50ZM73 108V107H72ZM92 108V107H91ZM141 108V107H140ZM138 108V109H140ZM24 109V108H23ZM32 109V108H31ZM54 109V107L52 108ZM60 109V108H59ZM62 109V108H61ZM82 109V108H81ZM155 109V108H154ZM17 110V108H16ZM26 110V108H25ZM38 110V109H37ZM42 110V109H40ZM56 112L58 109H56ZM88 110V109H87ZM85 110V111H87ZM218 110V111H219ZM19 111V110H18ZM24 111V110H23ZM30 111V110H29ZM69 111V110H68ZM79 111H82V110H79ZM84 111V110H83ZM82 111V113H83ZM155 111V110H154ZM166 111V110H165ZM35 112V111H34ZM39 112V111H38ZM60 110L57 112L59 113ZM75 112H76V109H75ZM152 112V113H151ZM159 112V111H158ZM169 112V111H168ZM260 112V113H259ZM23 113V112H22ZM27 113V112H26ZM62 113V112H61ZM64 113H65V109H64ZM68 113V112H67ZM72 113V112H71ZM81 112H79L80 114ZM87 113V112H85ZM160 113V112H159ZM158 113V114H159ZM166 112H164L165 114ZM230 113V114H228ZM232 113V114H231ZM14 114V112H13ZM25 114V113H24ZM34 114V113H33ZM38 114V113H37ZM35 113V115H37ZM42 114V113H41ZM44 114V113H43ZM70 114V113H69ZM157 114V115H158ZM169 114V113H168ZM186 114V113H185ZM215 114V113H213ZM219 114V113H218ZM221 114V113H220ZM226 114V115H225ZM16 115V114H15ZM14 115V116H15ZM29 115V114H28ZM51 117H52V113L50 114ZM59 115V114H58ZM85 115V114H83ZM89 115V114H87ZM161 115V113H160ZM167 115V114H166ZM232 115H234V117L237 115V116H242L243 115V118L244 119H250V121L252 123H254L255 125L253 126H256L255 127V130L253 131V129L251 130L250 127H249V131L253 132L252 136H253V139H252V136L251 134H249V131H247V127L244 128V127H241L243 128V130L241 129L240 130V133L238 131V129L236 130L235 127L237 126H234L235 124V121H234V118H232ZM42 116V115H41ZM55 116V115H54ZM75 116V114L73 115ZM80 117H83L81 114L79 115ZM77 115V118L79 117ZM90 116V118H91ZM164 116V115H163ZM17 117V116H16ZM48 117V116H47ZM57 117V116H56ZM70 117V116H69ZM68 117V118H69ZM153 117V116H152ZM159 117H162V116H159ZM166 117V116H165ZM87 118V117H86ZM197 118V117H195ZM236 118V117H235ZM14 119V118H13ZM29 119V118H28ZM34 119V118H33ZM45 119V118H44ZM47 119V118H46ZM55 119V118H54ZM71 119V118H70ZM73 119V117H72ZM71 119V120H72ZM81 120V118H79ZM84 119H85V116H84ZM97 119V120H98ZM167 119V118H166ZM17 120V119H16ZM66 119H64L65 121ZM80 120H75L76 122L77 121H80ZM88 120V118H87ZM159 120H161L159 118ZM158 120V121H159ZM18 121V120H17ZM23 121V120H22ZM37 121V120H35ZM63 121V120H62ZM69 121V120H68ZM82 121V120H81ZM93 122V120H91ZM95 121V120H94ZM20 122V121H19ZM55 122V121H54ZM73 122V121H72ZM76 122H75V125H76ZM85 122V121H83ZM90 122V120H89ZM157 122V121H156ZM28 123V122H27ZM50 120L47 119V121H44L43 124H40L42 126L45 127L44 129V132L46 133L47 132V135L49 136L50 133L52 132L50 129L46 128L47 126H49L50 124ZM66 123V121H65ZM80 124L82 122H79ZM87 123V122H86ZM97 123V122H95ZM100 123V122H99ZM214 123V121H213ZM220 123V122H219ZM218 123V124H219ZM251 123V124H252ZM22 124V123H20ZM26 123H24L23 121V125H15L10 128L9 130V134L6 133V136H5V141H3V138L2 141L0 139V160L4 157L2 155L3 152H7L8 150L11 152V150H16L17 148H26L25 146L26 145V140L25 141H22L20 140L19 138H23L25 137L26 133L28 132V128L30 126H28L26 128ZM70 124V123H69ZM78 124V123H77ZM84 124V123H82ZM102 124V122L100 123ZM246 124V123H245ZM35 125V124H34ZM79 125V124H78ZM86 125V124H85ZM89 125V124H88ZM85 126V127H88ZM91 125V123H90ZM193 125V124H191ZM203 125V124H202ZM72 126V125H69V127ZM93 126V125H91ZM95 126H98L97 124ZM165 126V125H163ZM196 126V125H195ZM204 126V125H203ZM230 126H233V127H230ZM245 126V125H244ZM249 126V125H248ZM11 127V126H10ZM42 127V128H44ZM101 127V125H100ZM162 127V126H160ZM159 127V128H160ZM166 127V126H165ZM187 127V126H186ZM185 127V128H186ZM194 127V126H193ZM229 127V128H228ZM252 127V126H251ZM258 127V128H257ZM41 128V127H40ZM41 128V130H42ZM81 128V127H80ZM84 128V127H83ZM102 128V129H103ZM164 128V127H163ZM205 128V127H204ZM219 128L223 131H227V133L229 132L231 135H233L232 137H234L235 135L237 136H240V134L243 136H241V142H240V147H243L244 149L242 151L246 152V158L243 157V159H238L236 158L233 154H230L228 155V151L226 149V145H225V142L223 139L219 140L218 141V137L221 138V136H219V134L221 133V131L219 130ZM254 128V127H253ZM260 128L263 129L262 131H260ZM27 131H26V130ZM32 129V128H31ZM54 128H52L53 130ZM57 129V128H56ZM168 129H171L170 127ZM190 129V128H189ZM228 129V130H227ZM231 129V131H230ZM72 131V129H70ZM85 130V128H84ZM162 130V128H161ZM206 130V129H205ZM204 130V131H205ZM99 131H103V130H99ZM107 131V132H106ZM163 131V130H162ZM172 130H170L171 132ZM174 131V130H173ZM237 131L238 133L236 134L235 132ZM242 131V132H241ZM76 132V131H75ZM179 132V131H178ZM202 132V131H200ZM54 133V130L53 132ZM104 133V132H102ZM177 133V132H176ZM189 133V132H188ZM199 133V132H198ZM209 133V132H208ZM226 133V132H225ZM29 134V133H27ZM33 134V133H32ZM161 134V133H160ZM163 134V133H162ZM161 134V135H162ZM165 134H168V133H165ZM239 134V135H238ZM43 135V134H42ZM71 135V134H70ZM86 135V134H85ZM84 135V136H85ZM221 135V134H220ZM258 135V136H257ZM29 136V135H28ZM34 136V134H33ZM69 136V135H67ZM66 136V137H67ZM89 136V135H88ZM163 136V135H162ZM166 136V135H165ZM163 136V137H165ZM223 136V135H222ZM235 136V137H237ZM2 137V136H1ZM32 137V136H31ZM37 137V136H35ZM41 137V136H40ZM70 137V136H69ZM162 137V138H163ZM217 137V138H216ZM38 138V137H37ZM71 138H74L71 137ZM184 138V139H183ZM29 139V137H28ZM31 139V138H30ZM39 139V138H38ZM37 139V140H38ZM50 139V140H49ZM249 139V141H248ZM34 140V139H33ZM164 140V139H163ZM162 140V141H163ZM255 140V141H254ZM30 141V140H29ZM41 141V140H40ZM232 141V140H231ZM254 141V142H253ZM259 141V140H258ZM37 142V141H36ZM248 142L250 143V145L252 146H255V148L251 147L248 145ZM252 142V143H251ZM264 142V140H263ZM30 143V142H29ZM259 143V142H258ZM35 144V143H33ZM32 142H31V147H32ZM41 144V143H40ZM160 144V145H159ZM257 144V145H256ZM76 145V146H74ZM79 145V143H78ZM30 147V145H28ZM36 146V145H35ZM81 146V145H80ZM28 147V148H29ZM34 147V146H33ZM38 147V146H37ZM42 147V146H41ZM35 148V147H34ZM67 149V152H66V149ZM85 148V147H84ZM161 148V149H160ZM19 149V150H20ZM31 150V149H30ZM29 150V151H30ZM33 150V149H32ZM40 150V149H39ZM56 150V152L58 151ZM55 151V150H54ZM8 152V153H10ZM16 152V151H15ZM18 152V151H17ZM21 152V155L23 154L22 151ZM24 152V151H23ZM26 152V151H25ZM34 152V151H32ZM38 152V151H37ZM69 156H67L66 153H69ZM12 153V152H11ZM14 153V152H13ZM12 153V154H13ZM28 153V151H27ZM45 153V155H46ZM89 153V154H88ZM161 153V152H160ZM163 153V152H162ZM161 153V155H162ZM16 154V153H14ZM18 154V153H17ZM26 154V153H25ZM36 154V153H35ZM92 154L94 156H92ZM5 155V154H4ZM11 155V154H10ZM34 156V154H32ZM37 155H40L37 154ZM51 155V154H50ZM156 155V154H155ZM160 155V156H161ZM31 156V155H30ZM36 156V155H35ZM14 157V156H13ZM37 157V156H36ZM73 157L76 159H73ZM163 157V156H162ZM166 157V156H165ZM7 158V157H6ZM24 158V157H23ZM22 158V160H24ZM31 158V157H30ZM41 158V157H40ZM43 158V157H42ZM47 158V157H46ZM50 158V156H49ZM168 158V157H166ZM165 158V159H166ZM11 159L13 158H10V162H11ZM39 159V158H38ZM51 159H52V156H51ZM50 159V160H51ZM143 159H147V161L145 163L147 164H143ZM164 159V157H163ZM171 159V158H170ZM6 160V159H5ZM18 160V159H17ZM21 160V158L19 159ZM28 161H30L29 159H26ZM42 159L38 160V161H41ZM46 160L45 158L43 159V162L42 163H45ZM57 160V161H59ZM121 160H123V162L126 160H128V164L129 162H131V165H128L125 166V165H122L121 163H119ZM159 160V159H158ZM156 160V161H158ZM179 160V159H178ZM14 162V160H12ZM56 161V163H57ZM155 161V160H154ZM155 161V162H156ZM164 161V160H163ZM167 161V160H166ZM175 161V160H174ZM9 162V163H10ZM31 162V161H30ZM35 163V161H32ZM53 162V161H52ZM52 162H50L51 165L48 164V166H50V168L53 166ZM122 162V161H121ZM126 162V163H127ZM135 162V163H133ZM162 162V160H161ZM170 162V161H169ZM181 162V161H180ZM221 164H224L223 167H220L219 163ZM125 163V164H126ZM133 163V164H132ZM158 163V162H157ZM12 164V163H11ZM33 165V163H31ZM124 164V163H123ZM16 165H20V163L18 162V164ZM44 165V167H43ZM22 166V165H21ZM30 166V165H29ZM47 166V164H42V165H39V164H34L31 168V170L27 173L25 171H21V173L23 174L22 176H26V177H29L30 175L31 176H34L35 180H36V185L34 184L35 180L33 181L34 183L32 184V186H35V192H39L38 194H40V196L43 198L44 202L45 203H48L47 201H52L54 199L57 200L58 202V206L56 208H53L54 212H56L57 214H59L61 217H64V221H68L70 220L69 218L70 217H73L74 214H75V209H76V206H77V203L79 201V199L77 198V203L75 204L76 201H74L73 199V196L72 198H70L69 196V192L67 191L66 187L67 185H63L64 183H58L56 182V180L54 178H52V174L48 173V171H46V169L48 168H45ZM222 166V165H221ZM15 167H18V166H15ZM13 167L11 168L9 165L8 167L6 166V168H3L5 170L0 169V191L2 192L3 190H5L7 193L8 191L10 193H12V197H15L17 198L16 200V206H20L18 207L17 209V213L16 215L18 216L19 214L21 215V213H23V207L22 204H20V201L22 199V196L23 194H20L22 191H23V187H22V183L20 184L17 179L19 177V174L15 171L16 168ZM25 167V166H24ZM27 167V165H26ZM31 167V166H30ZM58 167V166H57ZM25 169V168H24ZM52 169V168H51ZM161 169V168H160ZM184 169V170H185ZM19 170V169H18ZM22 170V169H21ZM28 170V169H27ZM26 170V171H27ZM158 170V169H157ZM162 170V169H161ZM159 170V172L161 171ZM166 171V170H165ZM37 173L39 172V175L38 174H34V173ZM72 172V171H71ZM168 172V171H167ZM54 173V171H53ZM161 173V172H160ZM196 173H193V174H196ZM62 174V173H61ZM76 174V173H74ZM163 174V173H162ZM166 174V172H165ZM191 174L189 176H191ZM192 174V177L194 176ZM54 175V174H53ZM56 175V174H55ZM168 175V173H167ZM58 176V175H57ZM64 176V175H62ZM76 176V175H75ZM158 176V175H157ZM161 176V175H160ZM169 176V175H168ZM172 176V173L170 174V176L167 178V176H161V179H160V182H159V178H158V182H159V189L160 191L163 190L165 191V189L167 188V186H171L169 185L170 184V179H173V178H170ZM201 176V175H200ZM67 177V176H66ZM184 177L186 178V176L184 175ZM198 177V176H197ZM17 178V179H16ZM25 178V177H24ZM31 178V177H30ZM170 178V179H169ZM4 179V180H3ZM32 179V178H31ZM65 179V177H64ZM63 179V180H64ZM184 179V178H183ZM182 179V180H183ZM78 180H80L78 178ZM155 180V179H154ZM189 180V179H188ZM25 181V180H23ZM53 181V182H52ZM60 181V180H59ZM82 181V180H81ZM157 181V180H156ZM186 181V180H185ZM194 181V180H193ZM22 182V180L20 181ZM61 182V181H60ZM154 182V181H153ZM172 182V181H171ZM188 182V181H187ZM28 183V181H27ZM40 183H44V185H40ZM83 183V182H82ZM24 184V183H23ZM81 184V183H79ZM82 184V185H84ZM180 184V183H179ZM84 185V186H85ZM157 185V184H156ZM83 186V187H84ZM185 186V185H183ZM81 187V186H80ZM156 187V186H155ZM25 188V187H24ZM32 189V187H31ZM34 189V188H33ZM84 189V188H83ZM167 190V189H166ZM179 190V189H178ZM228 190V189H227ZM32 191V190H31ZM34 191V190H33ZM229 191V190H228ZM69 194H68V193ZM231 192V191H230ZM87 193V192H85ZM187 193V191H186ZM185 193V194H186ZM25 194V193H24ZM36 194V193H35ZM37 194V195H38ZM83 194V193H81ZM233 194V193H232ZM235 194V195H236ZM2 195V194H1ZM5 197L8 198V196H6V194H4ZM8 195V193H7ZM85 195V194H84ZM88 195V194H86ZM158 195V194H157ZM184 194H182V192L180 191V198L181 200H184V202L186 201L185 200V195L183 197ZM215 195V194H214ZM212 194L211 197L214 196ZM220 194H217V196H220ZM3 196V195H2ZM26 196V195H25ZM155 196V195H154ZM160 196V195H159ZM216 196V195H215ZM217 196H216V199H217ZM4 197V196H3ZM10 197V196H9ZM76 197V196H75ZM89 197V196H88ZM157 197V196H155ZM21 198V199H20ZM187 198V197H186ZM229 198V197H228ZM230 198H233V196H231ZM236 198L238 199V197L236 196ZM241 198V197H240ZM241 198V199H242ZM86 199V198H84ZM154 199V198H153ZM164 199V198H163ZM156 200V199H155ZM207 200V199H206ZM212 200V199H211ZM240 200V199H239ZM86 201V200H84ZM90 201V200H89ZM89 201H86V202H89ZM97 201V200H96ZM236 201V199H235ZM204 202V200H203ZM207 202V201H206ZM233 202V201H232ZM241 202V203H243ZM53 203V202H52ZM84 203V202H83ZM178 203V202H176ZM250 203V201H249ZM80 204V203H79ZM86 204V203H85ZM105 204V203H104ZM151 204V203H149ZM168 204V203H167ZM166 204V205H167ZM206 204V203H205ZM248 204V203H247ZM251 204V203H250ZM52 205V204H51ZM141 205V204H140ZM146 205V204H145ZM148 205V204H147ZM152 205V204H151ZM165 205V204H164ZM177 205V204H176ZM204 205V203L202 204ZM105 206V205H104ZM134 206V208H132ZM144 206V205H143ZM154 206V205H153ZM183 206V205H182ZM152 207V206H151ZM155 207H158V206H155ZM153 207V208H155ZM175 207V206H174ZM173 207V208H174ZM189 207V206H187ZM252 207V205H251ZM17 208V207H16ZM15 208V209H16ZM104 208V207H103ZM113 208V209H112ZM138 208V207H137ZM147 208V207H145ZM144 208V209H145ZM168 208V207H167ZM166 206H165V209H167ZM190 208V207H189ZM45 209H48V208H45ZM51 209V208H50ZM79 209V207H78ZM89 209V210H88ZM142 209V208H141ZM162 209V207H161ZM160 209V211H161ZM249 209V208H248ZM251 209V208H250ZM13 210V209H12ZM127 210V211H128ZM140 210V209H138ZM136 209V211H138ZM169 210V209H168ZM205 210V211H204ZM240 210V211H239ZM252 210V209H251ZM250 210V211H251ZM11 211V210H10ZM14 211V210H13ZM79 211V210H78ZM166 211V210H165ZM170 211V210H169ZM168 211V213H169ZM190 211V210H189ZM249 211V210H248ZM5 212V211H4ZM12 212V211H11ZM16 212V210H15ZM115 212V213H114ZM134 212V211H133ZM153 212V214L151 213ZM163 212H164V209H163ZM167 212V211H166ZM9 213V211H8ZM55 213V215H57ZM118 214H122L121 212H117ZM128 213V212H127ZM135 213V212H134ZM160 213V212H159ZM162 213V211H161ZM249 212H247L248 214ZM54 214V213H53ZM124 214H126L124 212ZM129 214V213H128ZM6 215V214H4ZM14 215V214H13ZM24 215V214H23ZM38 214L36 213V216ZM54 215V216H55ZM170 215V214H169ZM184 215V216H183ZM250 214H248L249 216ZM11 216V215H9ZM124 218L126 215H123ZM12 217V216H11ZM51 217V216H50ZM170 217V216H169ZM247 217V215H246ZM5 218V217H4ZM9 218V217H7ZM14 218V217H13ZM21 218V217H20ZM124 218H121L124 220ZM19 220V218H18ZM7 221V220H6ZM17 221V220H16ZM53 220L49 221L50 222V225H51V222ZM61 221V220H60ZM64 221H63V224H64ZM130 222H132L131 220H129ZM142 221V220H141ZM175 222V220H173ZM56 222V221H55ZM59 222V221H58ZM57 222V223H58ZM127 222V221H126ZM2 223V222H1ZM19 223V221H18ZM21 223V222H20ZM67 223V222H66ZM65 223V224H66ZM78 223V222H77ZM144 223V222H143ZM147 223H145V226H147ZM245 223V222H244ZM53 224V223H52ZM61 224V223H60ZM62 224V225H63ZM136 224V222L134 223ZM175 224V223H174ZM80 225V224H78ZM124 225V224H123ZM128 225V223H127ZM125 225V226H127ZM138 225V224H137ZM143 225V224H142ZM247 224H245L244 226H246ZM57 226V224H56ZM65 226V225H63ZM176 226V225H175ZM17 228V227H20L19 224H17L16 222H13L12 220L11 221H8L7 223H3L0 225V229L5 232V235L7 234L8 238H9V241L11 240V243H13L12 247L9 248L7 250V253H6V256L3 260L0 259V264H82V263H77V262H74L72 260H68L67 262H65V259L63 258H66L68 257L67 255V252L68 251H59V253H55L53 255V252L51 251L52 249L49 247L48 250L44 251L42 249H40L35 243H34V240L32 237V235L28 232V239H27V235L23 238L22 240V243H21V237L20 239L14 241L13 239V233H12V228ZM59 227V226H58ZM58 227H55V229L57 230ZM62 227V226H61ZM66 227V226H65ZM118 227V228H117ZM122 227V225H121ZM129 227V226H128ZM135 227V228H134ZM145 227V228H146ZM13 228V229H14ZM126 228V227H124ZM20 229V228H19ZM52 229V228H50ZM54 229V227H53ZM143 229H144V225H143ZM149 228H147V231H148ZM175 229V228H174ZM53 231V230H52ZM55 231V230H54ZM59 231V230H58ZM86 231V230H85ZM114 231H117L116 233H113ZM127 230L123 231L124 233L126 232ZM1 232V231H0ZM73 235H74V232H72ZM121 233V232H120ZM142 233V232H141ZM210 233L213 235L210 239L207 238V241L204 242V247H203V250H206L207 253H204V251H201V253L203 255H199L198 253H195L194 251L196 250V248H194V243L195 242H198L199 238H204L203 236H206L208 237L210 235ZM26 234V233H24ZM207 234V235H206ZM15 235V233H14ZM63 235V234H62ZM4 237V236H3ZM2 237V238H3ZM19 237V236H18ZM132 239L133 240H139L141 239L140 241V244H143V247L139 248V249H134L131 248L132 243H130L129 241L127 242V244L125 243L128 239ZM141 237V238H140ZM38 238V237H36ZM61 238V237H60ZM109 238V239H110ZM5 239V238H4ZM103 239V238H102ZM112 239V238H111ZM131 239V241H132ZM70 240V239H69ZM107 242H109L108 240H106ZM110 241V242H111ZM177 243L178 245H183V249H184V255H182L181 253H179V251L177 250H174L175 252L177 251V253L171 251L170 249V244L172 243ZM202 242V241H201ZM40 243V242H39ZM38 243V244H39ZM113 243V242H112ZM139 243V242H138ZM7 244V242H6ZM9 246L10 243H8ZM126 244V245H125ZM138 245V244H136ZM193 245V247H192ZM203 245V244H202ZM201 245V246H202ZM258 245V243H257ZM140 246V245H139ZM145 246V247H144ZM200 246V245H198ZM5 247V246H4ZM3 247V248H4ZM175 247V245L173 246ZM181 247V246H180ZM197 247V246H196ZM99 248V247H98ZM124 248V249H125ZM137 248V247H136ZM177 248V247H176ZM192 248V249H191ZM201 249V247H199ZM239 248H241L242 253H241V250H239ZM243 248V249H242ZM256 248V247H255ZM255 248H253L254 250H256ZM6 249V248H5ZM51 249V250H49ZM102 249V248H101ZM101 249H98V251ZM120 249V250H122ZM180 249V248H179ZM181 248V250H183ZM198 249V247H197ZM259 250V249H258ZM2 251V250H1ZM6 251V250H5ZM4 251V252H5ZM94 251V250H93ZM125 251V250H124ZM95 252H96V248H95ZM103 252V251H102ZM128 252V251H126ZM99 253V252H98ZM263 253V252H262ZM198 254V255H197ZM4 255V254H3ZM59 255V256H57ZM85 255V254H84ZM97 255V254H96ZM101 255V254H100ZM237 255H239V263L238 261L236 262V259L237 258ZM257 255V254H256ZM255 255V257H256ZM60 256H62L61 258H59ZM106 257V256H104ZM114 257V256H113ZM71 258V257H70ZM112 258V257H111ZM106 259V258H105ZM146 260V261H145ZM150 262H149V261Z\"/></svg>",
    "mask_w": 264,
    "mask_h": 264
}]
</instances>
